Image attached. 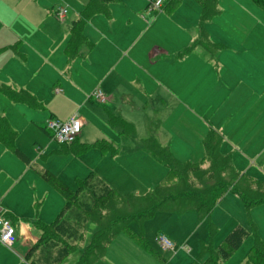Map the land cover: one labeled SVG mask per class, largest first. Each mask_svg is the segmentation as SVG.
Returning <instances> with one entry per match:
<instances>
[{"label":"crops","instance_id":"obj_1","mask_svg":"<svg viewBox=\"0 0 264 264\" xmlns=\"http://www.w3.org/2000/svg\"><path fill=\"white\" fill-rule=\"evenodd\" d=\"M95 1L97 0H70L74 13H71L69 8L65 6L68 9V13L64 20H60L55 16L57 6H54L52 10L55 19L49 17L35 24L36 33L33 40L30 41L20 33L18 34L19 36L14 34V40L8 42L13 43L12 45L0 42V58L2 61H14L18 67L17 73L13 78L10 75H5L10 82L15 84V87L3 84L0 88L9 86L18 91L25 90L30 92L37 102L41 103H39L41 105L40 108L43 106L42 103L49 108L50 115L48 120L60 119L65 121L76 114L84 121V127L76 143L62 147V151L59 152L79 155L99 150L102 153L110 152L113 156L119 153L114 146L115 152L113 153L110 150L93 147L94 144L82 143V137H84L83 130L85 129L88 132L92 127L83 115L89 117L92 122L95 119H99L103 123L107 120L110 121V117L112 116L120 117L128 123H136L137 119L140 122L145 120L146 123L150 120H155L154 131H150L149 128L148 130L147 128H142L141 132H139L141 136L147 132L142 142L144 143L148 139L155 137L163 147L170 150L171 139L167 137L170 135L169 129L165 134L163 130H158L160 123L158 116L161 110L164 112L165 98L169 96L171 99L170 103L175 105H177V102L180 103L178 89L183 81L184 74L181 73L183 64H187L185 76L193 80L197 77L194 71L199 62L205 66L210 61H213V59H216V63L219 66L220 61H222L223 65L232 66L233 69L226 74V79L223 82V87L225 88L224 95L218 99L217 97H211V94H209L206 95L203 101L205 105L202 109H204L206 115L200 117V119L208 125V130L202 139L204 149L203 160L205 159L204 140L211 130L221 135L220 151L223 141L237 140L257 132L264 115L259 117L252 112L250 113L249 107H253L254 105H250V98L257 101L264 99V10L261 7L251 0H233L227 8L219 9V0H216L219 12L211 18L203 19L202 8L198 1L194 0L201 10V26L186 28L184 31L189 34V37L182 42L181 23L174 16V11L181 4L182 0L172 11L164 10V7L170 1L164 0L163 10L161 9L159 12L148 11L151 0H110L108 3L98 1L102 9L88 19L81 30L84 41L77 49V53L70 56L67 53V47L72 37V28L75 26V22L81 18L82 12L88 6L95 3ZM216 19H222L224 24L222 36H215L213 38V33L211 31L207 32L205 26L212 25ZM69 22H71L69 26H63V24ZM18 38H20L21 44L19 42L17 45L14 42ZM17 76L19 80H16ZM97 90H100L105 96L104 101L97 100L91 96ZM90 92L91 94L85 99L87 93ZM44 93L50 94L51 98L49 100L44 98L42 96ZM235 94H238L239 98L235 99ZM242 94H245L246 97H241ZM52 101H58L69 107V112L66 114L61 113L58 109H55ZM90 103L95 104L91 105ZM155 103L160 108L159 112L157 110L155 112V108H152L150 112L140 111L141 108L152 107ZM196 104H198V100ZM226 104L227 106L229 105L228 108H224ZM86 106H89V109ZM0 115L6 117L10 127L13 129L8 116L4 114ZM231 123H234L235 130L228 136L225 130ZM88 124L89 126L87 127ZM118 128L121 134L127 136L123 133V129L120 126ZM44 129L46 130L45 127ZM134 129V135L127 137L135 136V126ZM172 130L178 131L174 135L176 136V141L181 142L182 129L177 128ZM100 141L110 144L102 137L97 142ZM0 144L6 146L2 142ZM85 145L91 147L84 150L83 147ZM143 148L144 155L151 160L153 169L158 170V168H161L165 172L163 180L167 174L166 166L145 149L144 144ZM170 152L175 157L171 150ZM228 157L231 160V157ZM191 162L202 165V162ZM147 164L150 165L151 163L148 162ZM46 169L37 172L40 179L48 184L41 177V172ZM88 169L90 171L87 176L96 170L99 176L94 174L102 181H112L110 178L112 168L110 166H107L104 170L98 169L96 166H90ZM240 174L247 175L246 172H241ZM3 176L4 170L0 167V178ZM78 179L83 178H77L76 182ZM251 179L253 178L251 177ZM256 181L263 182L264 180ZM161 182L159 183V179L153 180L148 187L152 190L161 184ZM49 186L52 190H55L51 185ZM3 191L0 179V216L11 219L16 228V242L13 246L7 247L2 245L4 250L10 254L9 261L4 262V264H53L47 259V250L52 251H50L51 255L49 256L52 257L53 251L56 252L57 250V248L53 249L52 247L57 242L53 240L43 241V231L40 225L50 226L54 222L65 206V199L63 198L64 206L62 210L48 224L39 221L38 218L24 220L18 210L5 207L4 202L7 195ZM230 194L234 193L228 192L224 197ZM236 196L244 206L241 198L238 195ZM224 197L212 210L211 221L212 219L214 221L218 219L215 213ZM237 226H242L250 232L245 225L238 222L225 235V238ZM252 227L255 244L256 236L258 238L259 236L253 223ZM255 229L256 233L254 232ZM131 230L133 231L132 228ZM133 232L137 235H144L143 230L142 233H138L135 230ZM121 234L108 245L104 258L94 264H131L134 257L137 259L148 257V249L140 247L141 249L143 248L141 250L139 247L134 248L130 247V245H118L119 243H116V241ZM125 234L128 235L127 233ZM172 235L174 236V233ZM172 235L166 234L168 238L176 243ZM224 240L220 245L223 244ZM261 241L264 242V240ZM38 247H40V251L37 250ZM84 248L85 243L78 244L77 249L68 254L58 264H62L68 256L78 252V258L74 263L77 264ZM151 249L153 250V248ZM158 249L162 253L161 255L165 256L169 262V258L166 255L170 251H164L159 246ZM249 253L246 256L244 264L247 262Z\"/></svg>","mask_w":264,"mask_h":264},{"label":"rangeland","instance_id":"obj_2","mask_svg":"<svg viewBox=\"0 0 264 264\" xmlns=\"http://www.w3.org/2000/svg\"><path fill=\"white\" fill-rule=\"evenodd\" d=\"M231 2L233 0H219V9L227 8ZM58 5L66 6L71 13H74L70 0H0V42L12 45L13 43L8 42L14 40V34L19 36L20 33L30 41L33 40L36 33L35 24L49 17L55 19L52 8ZM174 16L181 23L182 42L189 37V34L184 31L186 28L201 26V10L194 0H182L175 9ZM70 23L63 24V26H69ZM223 24L222 19H216L212 25H206L205 30L211 31L213 38L221 37ZM19 39L14 43L18 45ZM220 66L216 63V59L205 66L199 62L194 71L197 77L192 80L185 76L187 64H183L181 68V73L184 74L183 81L178 89L180 103L177 102V105L170 103V97L166 96L164 112L161 110L158 116L160 122L158 130H163L165 134L169 129L170 135L167 137L171 139L170 150L183 163L198 161L202 162L204 168L209 167V163L203 160L204 149L202 146V139L208 130V125L200 117L206 115L202 109L205 105L203 101L206 95L211 94V97L218 99L224 95L223 82L226 79V74L233 67L223 65L222 61H220ZM17 70L18 67L14 61H2L0 58V86L3 84L14 86L15 84L10 82L5 75H10L13 78ZM16 78L19 80L18 76ZM91 92L87 93L85 99ZM42 96L48 100L51 98L50 94L46 93ZM241 97L245 98L246 96L242 94ZM234 98H239V95L235 94ZM250 99V105H254L249 107V112L259 117L264 115V99L262 101ZM197 100L198 104H196ZM42 104V108H31L26 104L13 102L0 93V114L8 116L11 126L18 132L15 144L20 150L16 151L0 144V167L4 170V176L0 179L3 192L7 195L4 205L18 210L24 220L38 218L39 221L50 224L64 206L63 197L40 179L37 171L45 168L53 171L69 187L76 190V179L85 178L90 171L88 169L90 166H96L101 170L110 166L112 181L103 180L122 196L134 193L144 195L150 190L148 185L153 180L159 179V183L161 182L165 172L161 168L154 170L151 160L144 155L142 139L146 137L147 132L142 136L141 133L139 134L142 128L154 131L155 120L146 123L145 120L140 122L137 119L136 123L131 122L136 128V134L134 137H127L121 134L118 126H112L110 121L107 120L103 123L99 119H95L92 122L89 117L83 115L92 127L88 132L83 130L82 143L93 145L102 137L119 153L113 156L110 152L102 153L99 150H94L79 155L65 154L59 152L62 151V146L52 138L51 132L44 129L50 110L44 103ZM52 105L61 113L66 114L70 110L69 107L58 101H52ZM86 107L89 109V106ZM226 107L228 108L229 105L226 104L224 108ZM152 108H155V112L160 110L158 104L155 103L152 107L141 108L140 111L150 112ZM177 128L182 129L181 142L176 141L174 135L178 131L172 130ZM234 130L235 125L231 123L225 131L230 136ZM221 151L224 155L231 157L237 172H246L255 180H264V117L256 133L233 141H223ZM148 162L151 163V166L147 164ZM94 173L98 174L96 170ZM225 197L219 208L217 210L215 208L218 219L216 221L212 219L216 228V233L213 236L209 232V222L201 220L194 211L182 214L159 212L146 220L143 227L139 223L133 222L131 224L133 231L142 233L143 230L151 247L149 246L147 258L137 259L134 257L131 264H162L154 255V251L162 254L157 243V236L160 233L165 235L174 233L172 238L176 241L177 248L175 251L170 250V253L168 252L166 255L171 264H193L201 255L203 243H211L214 248H218L225 235L238 222L245 225L250 230V234L231 256L222 261V264H244L246 256L254 244L252 223L257 229L259 238L264 240V204L247 210L236 195L230 194ZM116 243L121 246L142 247L125 233L121 234ZM37 250L40 251V247ZM78 255V252L71 254L62 264H74ZM9 257L10 254L4 250L1 244L0 264L9 261Z\"/></svg>","mask_w":264,"mask_h":264},{"label":"trees","instance_id":"obj_3","mask_svg":"<svg viewBox=\"0 0 264 264\" xmlns=\"http://www.w3.org/2000/svg\"><path fill=\"white\" fill-rule=\"evenodd\" d=\"M98 1L108 3L110 0H97L82 12L71 31L72 37L67 47L70 56L77 53L84 41L81 30L88 19L102 9ZM197 1L202 8L203 19L211 18L219 12L216 0ZM251 1L264 10V0ZM180 2L181 0H170L164 10L172 11ZM0 93L13 102L24 103L33 108L41 107L28 91L5 86L0 88ZM110 122L114 126H120L127 136L135 133L134 126L120 117L112 116ZM16 137L17 132L10 127L6 117L0 115V142L19 151L15 144ZM220 143L221 135L211 130L204 140V160L209 163V167L203 168L200 163L178 161L155 137L145 141V149L166 166L167 174L161 184L144 195L122 196L94 173L78 179L77 189L73 190L50 170L42 171L43 180L65 199V206L54 222L50 226L40 225L42 240L57 242L52 247L57 248L52 257H49L52 251L47 250L48 261L58 264L77 249L78 244L85 243L77 264H94L104 258L108 245L121 233H127L144 249L149 250L144 235L134 233L131 224L137 222L142 226L146 220L161 211L182 214L194 210L202 220L209 222V232L213 236L216 228L211 221L212 210L228 192L238 195L247 210L264 204V181L253 180L235 171L230 158L221 153ZM90 147L85 145L83 149ZM93 147L115 152L113 146L101 141ZM254 232L256 233V229ZM249 234L246 228L237 226L217 249L211 243H203L201 255L193 264H222ZM154 255L162 264H171L165 256L155 251ZM246 264H264V242L257 236Z\"/></svg>","mask_w":264,"mask_h":264},{"label":"built area","instance_id":"obj_4","mask_svg":"<svg viewBox=\"0 0 264 264\" xmlns=\"http://www.w3.org/2000/svg\"><path fill=\"white\" fill-rule=\"evenodd\" d=\"M164 0H151L148 6L149 12H159L163 7ZM68 13L65 6H57L55 16L64 20ZM91 96L97 100L104 101L105 96L100 90L95 91ZM84 127V121L78 115H72L63 121L60 119H50L47 121L46 129L51 132L52 138L61 146H69L76 142ZM16 242V228L11 219L0 216V244L7 247L13 246ZM158 246L164 251H175L177 244L160 233L157 236Z\"/></svg>","mask_w":264,"mask_h":264}]
</instances>
